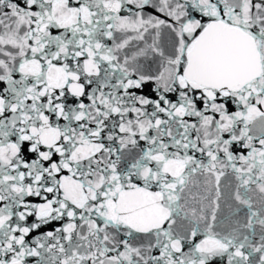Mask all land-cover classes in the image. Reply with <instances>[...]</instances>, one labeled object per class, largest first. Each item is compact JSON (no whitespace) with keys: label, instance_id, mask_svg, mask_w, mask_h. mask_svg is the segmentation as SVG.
Listing matches in <instances>:
<instances>
[{"label":"snow or ice","instance_id":"6c2138e0","mask_svg":"<svg viewBox=\"0 0 264 264\" xmlns=\"http://www.w3.org/2000/svg\"><path fill=\"white\" fill-rule=\"evenodd\" d=\"M0 264H264V0H0Z\"/></svg>","mask_w":264,"mask_h":264}]
</instances>
